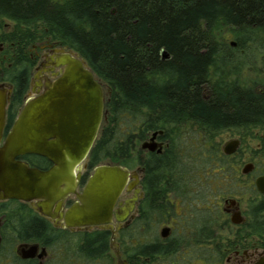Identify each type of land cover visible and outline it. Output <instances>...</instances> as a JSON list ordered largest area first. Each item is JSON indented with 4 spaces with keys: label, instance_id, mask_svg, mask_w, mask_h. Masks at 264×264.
<instances>
[{
    "label": "trees",
    "instance_id": "obj_1",
    "mask_svg": "<svg viewBox=\"0 0 264 264\" xmlns=\"http://www.w3.org/2000/svg\"><path fill=\"white\" fill-rule=\"evenodd\" d=\"M0 20L13 24L0 33V82L14 86L12 103H23L36 65L33 46L43 42L78 53L107 85V121L92 149L91 167L109 163L133 169L139 123L144 135L166 130L175 152L181 150L180 130L189 122L205 129V145H189L177 158L204 161L207 180H215L214 161L225 168L230 160L216 137L235 116L256 119L264 106L260 96L250 100L239 88L234 95L223 83L235 48L255 50L247 57H264V0H0ZM224 29L236 46L219 40ZM254 215L258 222L252 230L259 236L264 211ZM206 224L225 232L216 219ZM206 239H214L213 233L207 231ZM160 254L166 253L159 248L144 256ZM135 255L130 247L131 264Z\"/></svg>",
    "mask_w": 264,
    "mask_h": 264
},
{
    "label": "flooded vegetation",
    "instance_id": "obj_2",
    "mask_svg": "<svg viewBox=\"0 0 264 264\" xmlns=\"http://www.w3.org/2000/svg\"><path fill=\"white\" fill-rule=\"evenodd\" d=\"M60 48L57 43L50 42L33 46L32 58L36 65L30 87L22 104L12 103L13 92L7 101L0 148L4 147L29 96L42 94L47 82L62 77L63 68L55 67L51 59ZM254 51L234 49L238 57L232 59L230 78L223 83L231 86L234 95L241 89L250 100L256 95L264 102V78L259 79V72L254 74L257 69L264 74V57L245 55ZM241 60L245 62L239 63ZM240 68L242 73L249 72L256 80L238 79ZM37 74L39 78L35 79ZM93 74L105 95L100 137L107 121L109 89ZM0 84L12 87L14 91L11 83ZM258 114L256 119L250 114L235 116L230 126L219 133H229L233 136L230 141L238 140L240 147L231 156L223 153L226 143L220 147L221 154L230 158L229 166L223 168L221 161H214L212 171L218 177L209 182L210 191H206L204 161L177 158L186 155L184 148L187 150L189 145L204 147V128L186 122L180 130L182 149L175 152L172 134L154 130L144 135L142 123H139L135 166L133 169L125 167L135 172L136 177L130 180L113 209L111 224L81 228H68L65 224L66 213L79 202L77 194H83L97 167H91V153L81 166L83 176L76 192L56 202L50 210L42 211L39 204L43 201L38 198L27 200L23 194H19L21 198H5V187L0 184V264H131L130 247L136 254L135 264H262L264 233L254 235L252 224L255 219L258 222L254 212L264 211V194L256 184L264 177V106ZM146 144H154L155 150L144 148ZM15 160L42 173L49 172L54 166L49 159L35 154L18 156ZM248 164L253 167L245 174L243 170ZM223 172L227 175L221 179ZM223 183L227 189L221 192ZM59 203H62L61 207H57ZM126 211L128 214L122 220ZM206 211L211 213L210 219L223 221V234L218 229L219 223L206 224ZM233 213H240L244 222L233 224ZM207 231L213 233L214 239H206ZM221 236L227 237L226 240ZM159 248L166 254L144 256Z\"/></svg>",
    "mask_w": 264,
    "mask_h": 264
},
{
    "label": "water",
    "instance_id": "obj_3",
    "mask_svg": "<svg viewBox=\"0 0 264 264\" xmlns=\"http://www.w3.org/2000/svg\"><path fill=\"white\" fill-rule=\"evenodd\" d=\"M236 46L235 42L231 43ZM163 59L169 55L162 53ZM55 67H62V77L47 82L45 91L30 95L12 128L3 148H0V184L4 186L5 198L41 199L42 211L50 210L56 202L75 193L85 163L95 146L105 115V95L102 86L83 58L67 47L55 50L51 58ZM39 78V74L35 79ZM12 87L0 84V143L3 137L7 101ZM240 147L238 140L227 142L223 153L234 155ZM144 148L155 150L154 144ZM35 154L49 159L53 168L42 173L30 169L15 160L18 156ZM252 165L245 166L249 173ZM135 172L111 164L97 166L83 194H77L76 203L65 216L68 228L111 224L113 209ZM258 190L264 194V177L256 181ZM59 203L57 207H61ZM122 220L128 214L124 212ZM120 219V220H121ZM231 222H244L240 213H233ZM166 231V230H165ZM165 235V233H163ZM264 264V262L262 263Z\"/></svg>",
    "mask_w": 264,
    "mask_h": 264
},
{
    "label": "rangeland",
    "instance_id": "obj_4",
    "mask_svg": "<svg viewBox=\"0 0 264 264\" xmlns=\"http://www.w3.org/2000/svg\"><path fill=\"white\" fill-rule=\"evenodd\" d=\"M0 23H2V25H3V29H2V31H0V33H2L3 31H6V32H8V31H10L11 29H12V27H13V24L12 23H10L9 21H6V20H4V21H1L0 20ZM219 40L221 41V42H224V43H227V44H230V43H232V42H236V39H235V37L233 36V34H232V32H230L229 31V29H224L223 31H222V34H221V37L219 38ZM1 43L2 42H0V47H1ZM232 53V52H231ZM233 54L236 56V52H233ZM236 57H238V56H236ZM247 57V56H246ZM234 58V57H233ZM232 58V59H233ZM245 61L244 60H241V61H239V63H244ZM226 67L224 68L225 69V71H226V73L227 72H229L230 71V69H231V62H229L228 64H226L225 65ZM224 67V66H223ZM242 68H240V70H239V76H238V79H240V80H248V79H253V80H256V78H255V76H253L252 77V75H250L251 73H249V72H243L242 73ZM256 72H259L260 74H259V79H263L264 78V74H263V71H261V70H254V74L256 73ZM247 76H249V77H247ZM229 78H230V76H229ZM121 126H122V128L124 129V126H125V124L122 122V124H121ZM233 138V136L232 135H230L229 133H224V134H222V135H219L218 137H216V142L220 145V146H223L225 143H227L228 141H230L231 139ZM256 154H259V153H256ZM209 182H212V179H211V177H208V180H207V178H206V191H210V188H211V185H209ZM221 183H222V181H221ZM213 187V186H212ZM227 188H226V185L223 183L222 184V189H221V192L222 191H225ZM209 212H205V218L206 219H208V218H210V216H208L207 214H208ZM212 216V215H211ZM223 222V221H222Z\"/></svg>",
    "mask_w": 264,
    "mask_h": 264
}]
</instances>
